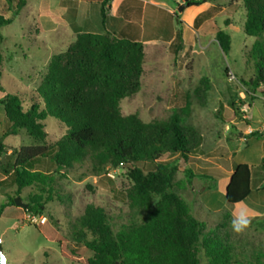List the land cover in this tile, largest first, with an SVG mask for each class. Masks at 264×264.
<instances>
[{"label": "rangeland", "instance_id": "obj_1", "mask_svg": "<svg viewBox=\"0 0 264 264\" xmlns=\"http://www.w3.org/2000/svg\"><path fill=\"white\" fill-rule=\"evenodd\" d=\"M13 1L15 5L17 0ZM161 2L163 8H155L145 6L143 1L128 0L118 12L125 16V25L116 18L111 21L110 28L115 30L112 34L141 42L144 53L139 91L120 101V112L123 116L134 114L144 123L167 120L172 114L183 119L195 146L188 161L179 159L176 193L193 217L205 224L203 236L231 250V264H264V216L257 212L260 209H255L251 198L244 206L229 205L224 198L232 164H248L254 183L258 161L264 157V84L255 91L245 85L255 76L245 53L256 39L242 31V2L204 0L200 6L181 11L179 7L185 0ZM108 5L109 2L106 14L110 12ZM39 6L38 0H26L13 23L0 28V88L21 94L25 107L31 96L37 98L36 90L51 57L64 52L74 41L66 16L61 18L67 1H51L50 21L47 0ZM12 10L5 0H0V15L13 17ZM97 17L101 20L99 12ZM216 27L231 37L227 55L215 41ZM98 28L100 32L102 28ZM178 33L182 49L175 54ZM8 126L0 107V136ZM44 126L47 144L66 131L59 119L50 116ZM4 144L17 148L33 142L20 131L6 138ZM173 158L165 156L163 160ZM48 166L43 168L50 170ZM186 170L192 175L190 180ZM54 178V195L60 198L47 203L43 212L35 215L46 220L44 225L27 221L30 213L9 202L11 197H20L29 204L30 189L16 195L15 188L0 186V252L5 264H85L91 253L73 241L85 206L103 208L114 230L131 216L127 193L132 183L125 168L106 170L97 176L91 161L85 158ZM237 217L249 221L239 232L232 227ZM73 248L80 257L70 255ZM200 259V264H207L202 251Z\"/></svg>", "mask_w": 264, "mask_h": 264}, {"label": "trees", "instance_id": "obj_2", "mask_svg": "<svg viewBox=\"0 0 264 264\" xmlns=\"http://www.w3.org/2000/svg\"><path fill=\"white\" fill-rule=\"evenodd\" d=\"M5 1L13 9V17L25 4L24 0L15 5L13 0ZM109 1L100 3L103 27ZM241 2L242 31L256 39L245 53L255 72L245 85L255 91L264 84V0ZM203 3L185 0L179 11ZM13 20L0 15V28ZM214 33L220 50L227 55L230 35L218 27ZM176 38L175 54L182 49L180 33ZM143 63L141 42L118 38L107 30L84 32L64 52L51 57L36 90L38 99L31 96L27 107L21 94L0 88V107L9 124L0 136V161L4 159L0 186L15 188L16 195L30 189L25 211L39 215L47 203L60 198L54 195V175L75 162L88 158L97 176L125 168L132 183L127 193L131 216L114 230L103 208L85 206L73 235L74 243L91 253L85 264H200L201 251L207 264H231V250L203 236L205 224L193 217L175 191L179 159L188 161L195 146L183 119L172 114L167 120L144 123L134 114L123 116L120 112V101L139 91ZM1 67L0 51V78ZM47 116L66 126L64 135L50 144L44 131ZM20 131L33 144L7 147L4 140ZM165 156L174 158L164 161ZM46 164L50 170L43 168ZM185 175L192 178L188 170ZM250 184V166L234 162L224 189L227 204L241 205L252 193ZM9 202L14 206L12 197ZM76 248L69 253L80 257Z\"/></svg>", "mask_w": 264, "mask_h": 264}, {"label": "crops", "instance_id": "obj_3", "mask_svg": "<svg viewBox=\"0 0 264 264\" xmlns=\"http://www.w3.org/2000/svg\"><path fill=\"white\" fill-rule=\"evenodd\" d=\"M24 1H25V4L23 8H25L26 6V0ZM51 1L52 0H47V20L48 21H50L52 18L50 15ZM66 1H67V7L65 8V10H61V13H62L61 18H63V16H66L65 23L70 33L74 35L73 36L74 41L78 34H81L84 32L101 34L103 33L102 32L103 30H107L111 33H114L115 30H112L110 28L111 21L114 18L119 19L124 25L127 22L125 20V16L120 15L118 12L121 6L123 5V3L128 0H110L109 1L110 5H108V8L110 12L109 14H106L104 27L101 25V20H99L97 17V12H99V15H100V3L103 0H66ZM136 1H140V2L143 1L145 3L144 4L145 6L149 5L150 7L163 8L159 5V4H162L161 0H136ZM42 2L43 0H38V6ZM38 8H40V6ZM10 18L15 19L16 17L11 16L6 19H10ZM55 23L56 22H53L54 25ZM98 27L102 28L100 32L97 31L99 29ZM74 31L76 33H74ZM262 161H264V157L260 158V160L258 161L259 165H258V170L256 171L257 177L254 183H253V172L251 171L250 186H251L252 193L240 206L247 205V202L251 198L252 202L254 203L256 207L255 209L257 210V207L258 209H260V210H257V212L261 213L262 214L261 216H264V163H262Z\"/></svg>", "mask_w": 264, "mask_h": 264}, {"label": "clouds", "instance_id": "obj_4", "mask_svg": "<svg viewBox=\"0 0 264 264\" xmlns=\"http://www.w3.org/2000/svg\"><path fill=\"white\" fill-rule=\"evenodd\" d=\"M248 223L249 221L247 219L241 220L239 217H237L232 220V227L234 231L239 232L242 231L243 228L247 227Z\"/></svg>", "mask_w": 264, "mask_h": 264}, {"label": "water", "instance_id": "obj_5", "mask_svg": "<svg viewBox=\"0 0 264 264\" xmlns=\"http://www.w3.org/2000/svg\"><path fill=\"white\" fill-rule=\"evenodd\" d=\"M13 202L16 207H20L22 209H26L28 206V204L22 202V199L20 197H15L13 199ZM0 264H5V257L2 252H0Z\"/></svg>", "mask_w": 264, "mask_h": 264}, {"label": "built area", "instance_id": "obj_6", "mask_svg": "<svg viewBox=\"0 0 264 264\" xmlns=\"http://www.w3.org/2000/svg\"><path fill=\"white\" fill-rule=\"evenodd\" d=\"M26 220L31 222V223H34V224H38V225H44L46 220L42 217H37L35 215H31V214H28L26 216Z\"/></svg>", "mask_w": 264, "mask_h": 264}]
</instances>
